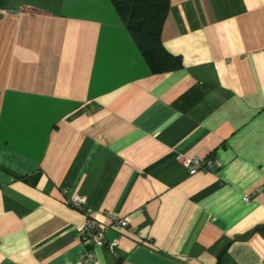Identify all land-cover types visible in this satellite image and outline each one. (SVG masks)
I'll use <instances>...</instances> for the list:
<instances>
[{
    "label": "crops",
    "instance_id": "1",
    "mask_svg": "<svg viewBox=\"0 0 264 264\" xmlns=\"http://www.w3.org/2000/svg\"><path fill=\"white\" fill-rule=\"evenodd\" d=\"M112 3L0 0V264H85L74 199L92 264H264V0H170L158 73Z\"/></svg>",
    "mask_w": 264,
    "mask_h": 264
},
{
    "label": "trees",
    "instance_id": "2",
    "mask_svg": "<svg viewBox=\"0 0 264 264\" xmlns=\"http://www.w3.org/2000/svg\"><path fill=\"white\" fill-rule=\"evenodd\" d=\"M110 1L150 71L158 73L181 67V57L168 52L160 39L170 0Z\"/></svg>",
    "mask_w": 264,
    "mask_h": 264
},
{
    "label": "built area",
    "instance_id": "3",
    "mask_svg": "<svg viewBox=\"0 0 264 264\" xmlns=\"http://www.w3.org/2000/svg\"><path fill=\"white\" fill-rule=\"evenodd\" d=\"M179 160L182 161V164L189 167V170L191 172H197L198 169L207 168L210 169L213 167L214 164L218 165V162L209 157V158H200L185 155L182 156V154L179 155ZM248 198V195L245 197V199ZM72 203L75 205V207H80L82 213H83V222L77 227L78 237L83 245H85L82 253H81V259L85 264H92L94 262V252L86 248V245H89L91 247L93 246H103L106 243V247L112 251L115 252L116 249V241L109 240L108 242L104 241V235L105 231L107 230L108 226H112V228H121V227H127L128 226V218L121 215H115L110 214L109 224H102L99 219H96L91 215V209L85 205H83L80 200L74 199L72 200Z\"/></svg>",
    "mask_w": 264,
    "mask_h": 264
},
{
    "label": "water",
    "instance_id": "4",
    "mask_svg": "<svg viewBox=\"0 0 264 264\" xmlns=\"http://www.w3.org/2000/svg\"><path fill=\"white\" fill-rule=\"evenodd\" d=\"M261 228H264V226H262Z\"/></svg>",
    "mask_w": 264,
    "mask_h": 264
}]
</instances>
